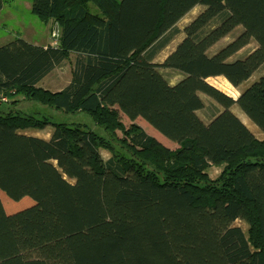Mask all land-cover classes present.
I'll return each instance as SVG.
<instances>
[{
  "label": "trees",
  "instance_id": "obj_1",
  "mask_svg": "<svg viewBox=\"0 0 264 264\" xmlns=\"http://www.w3.org/2000/svg\"><path fill=\"white\" fill-rule=\"evenodd\" d=\"M200 5L185 39L154 64ZM32 12L61 32L53 47L17 38L0 48V191L35 203L8 215L0 200V264H264V141L230 110L239 106L264 133V74L238 99L208 83L224 77L239 87L264 68V0H33ZM238 27L237 39L208 56ZM251 41L257 47L230 62ZM70 54V84L37 87ZM158 68L184 77L171 84ZM201 93L223 108L209 125L197 116ZM7 96L88 121L26 114L10 99L5 111ZM114 106L179 148L127 130ZM48 126L49 140L19 133ZM212 166L222 169L214 180Z\"/></svg>",
  "mask_w": 264,
  "mask_h": 264
},
{
  "label": "rangeland",
  "instance_id": "obj_2",
  "mask_svg": "<svg viewBox=\"0 0 264 264\" xmlns=\"http://www.w3.org/2000/svg\"><path fill=\"white\" fill-rule=\"evenodd\" d=\"M8 2L10 7L13 8L14 0H5ZM93 7V6H91ZM205 10L204 6H197L194 8L190 13H188L182 20H180L177 24L178 29H180V34H178L173 41L165 47L159 54L155 57L153 60V63L156 65H162L165 60L176 50V48L179 46V44L185 39V28L193 21L195 20L203 11ZM2 16V14H1ZM0 16V18H1ZM38 18V17H36ZM5 21V20H4ZM40 21V22H39ZM42 20L38 18V23L40 24ZM43 22V21H42ZM50 22V21H49ZM48 22V23H49ZM44 23V22H43ZM47 23V24H48ZM54 26L52 30H50L51 33V39L52 42H54L53 35L58 34L60 36V28L57 24L53 23ZM16 31V30H15ZM13 32V31H11ZM244 30L241 27L236 28L233 32H231L227 37L220 40L217 44H215L212 48H210L207 52L208 56L212 57L215 55L218 51H220L222 48L226 47L230 43H232L235 39H237ZM3 33L2 30H0V44H3L7 39L13 36L15 33L10 35V32ZM54 45V43H53ZM257 47V44L255 41H251L248 46L243 48L241 51H239L237 54L232 56L230 59V62L236 61L238 59L245 58L252 50H254ZM76 58L75 54H70L69 58L62 64V66L55 68L49 75H47L38 85L37 87L42 88L44 90L56 93L65 87H67L71 80H72V71H73V64L74 60ZM138 69L136 67H131L123 77V79L120 81V83L112 90V92L109 94V96L112 99H117L119 95L123 92L124 88L127 86L129 81L132 79V77L137 73ZM159 73H161L171 84H175L178 81H180L184 76L174 70L164 69V68H158ZM264 74V68L256 72L247 82L243 83L239 87L232 86L224 77H215L208 79V83L212 85L213 87L217 88L221 92H223L225 95L233 98L238 99L240 95L249 88L253 83L257 82L259 78ZM148 84V83H147ZM147 84L144 86V89L140 95V100L145 99V95L147 92ZM200 97L202 98V101L204 103V108L201 111L197 112V116L199 119L205 124L209 125L210 122L214 119V117L223 111V108L219 106L213 99L206 96L205 94H200ZM6 104L2 107L3 110L9 111L11 108H13V105H10L11 103L17 101L18 105L14 106L18 111H21L26 114H34L38 115V113H43V117L51 118V116H55L56 120H62L63 122H73V121H88V118L82 117L83 120H80L79 118H71V117H61L60 114H57L56 112L49 110L47 108H41L37 104L33 102H28L23 99V97L13 98L11 96L6 97ZM8 99L12 101L11 103H8ZM42 109V110H41ZM113 111L119 112L120 119L122 124L125 126L127 130H129L133 125H136L138 127H141L146 134H148L151 137H154L156 140H158L162 145L167 147L168 149L172 151H176L179 146L172 141L166 139L164 136H162L160 133H158L154 128H152L148 123H146L143 119L138 118L136 121L132 122L130 121L119 109L118 106L111 107ZM231 112H233L234 115H236L248 128L249 130L254 134V136L260 140L264 141V133L244 114V112L239 108V106L234 105L231 109ZM42 116V115H41ZM52 120V119H51ZM93 130L96 132L101 133L99 129L96 127H92ZM20 134L38 137L42 139L49 140L53 133V127L48 126L45 129L42 130H36V129H26L19 132ZM118 137L120 139H125V135L117 131L116 132ZM100 154L104 160H108L111 157V154L106 150H101ZM222 169L217 167H210L207 170V174L209 175L210 179H216ZM0 200L4 207V210L8 215L16 214L22 210H25L29 207H32L35 205L34 201L31 198H24L21 201H13L9 199L4 193L0 191ZM235 226H239L243 229L244 232H247L248 226L246 223L242 221H236L234 223Z\"/></svg>",
  "mask_w": 264,
  "mask_h": 264
},
{
  "label": "crops",
  "instance_id": "obj_3",
  "mask_svg": "<svg viewBox=\"0 0 264 264\" xmlns=\"http://www.w3.org/2000/svg\"><path fill=\"white\" fill-rule=\"evenodd\" d=\"M3 2L4 4L0 9V16L2 14L0 30L3 33L10 32V35L15 34L11 35L3 44H0V48L12 43L17 38L38 47L47 48L54 46L50 33L54 26L53 21L48 24L42 21L40 24L38 23L37 16L32 12L33 0H14L13 8H8L10 5L7 1L3 0Z\"/></svg>",
  "mask_w": 264,
  "mask_h": 264
},
{
  "label": "built area",
  "instance_id": "obj_4",
  "mask_svg": "<svg viewBox=\"0 0 264 264\" xmlns=\"http://www.w3.org/2000/svg\"><path fill=\"white\" fill-rule=\"evenodd\" d=\"M53 38L55 39L54 40V46H56L57 45V41L59 39V35L56 33V34L53 35Z\"/></svg>",
  "mask_w": 264,
  "mask_h": 264
},
{
  "label": "bare ground",
  "instance_id": "obj_5",
  "mask_svg": "<svg viewBox=\"0 0 264 264\" xmlns=\"http://www.w3.org/2000/svg\"><path fill=\"white\" fill-rule=\"evenodd\" d=\"M159 133V132H158Z\"/></svg>",
  "mask_w": 264,
  "mask_h": 264
}]
</instances>
